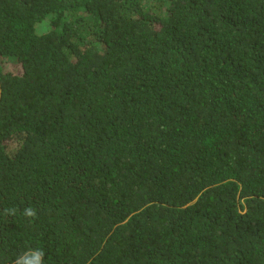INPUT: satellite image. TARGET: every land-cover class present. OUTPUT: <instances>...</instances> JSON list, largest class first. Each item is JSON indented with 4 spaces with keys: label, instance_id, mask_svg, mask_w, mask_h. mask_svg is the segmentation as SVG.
<instances>
[{
    "label": "trees",
    "instance_id": "trees-1",
    "mask_svg": "<svg viewBox=\"0 0 264 264\" xmlns=\"http://www.w3.org/2000/svg\"><path fill=\"white\" fill-rule=\"evenodd\" d=\"M0 56V264H264V0H0Z\"/></svg>",
    "mask_w": 264,
    "mask_h": 264
},
{
    "label": "clouds",
    "instance_id": "clouds-1",
    "mask_svg": "<svg viewBox=\"0 0 264 264\" xmlns=\"http://www.w3.org/2000/svg\"><path fill=\"white\" fill-rule=\"evenodd\" d=\"M49 21V19H46ZM41 26L37 28L39 32L43 30L40 29ZM6 212L15 213V209H6ZM25 216L35 218L37 216L36 209L32 208L31 206L24 209ZM43 250L42 249H29L28 251L21 254L16 261V264H43Z\"/></svg>",
    "mask_w": 264,
    "mask_h": 264
},
{
    "label": "rangeland",
    "instance_id": "rangeland-1",
    "mask_svg": "<svg viewBox=\"0 0 264 264\" xmlns=\"http://www.w3.org/2000/svg\"><path fill=\"white\" fill-rule=\"evenodd\" d=\"M0 59L2 61V64H3L4 68L10 69V70L15 69V71L18 70L19 71L18 73H20L22 71L21 63L17 62V60H10V59L8 60L6 57L4 58V57H1V56H0Z\"/></svg>",
    "mask_w": 264,
    "mask_h": 264
}]
</instances>
